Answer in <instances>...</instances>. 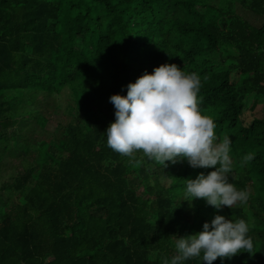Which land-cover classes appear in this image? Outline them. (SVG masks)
Returning <instances> with one entry per match:
<instances>
[{
	"label": "trees",
	"instance_id": "trees-1",
	"mask_svg": "<svg viewBox=\"0 0 264 264\" xmlns=\"http://www.w3.org/2000/svg\"><path fill=\"white\" fill-rule=\"evenodd\" d=\"M164 64L199 75L247 203H189L186 180L214 168L107 146L110 97ZM3 160L0 264H171L177 238L216 215L244 219L254 247L212 264H264V0H0Z\"/></svg>",
	"mask_w": 264,
	"mask_h": 264
},
{
	"label": "clouds",
	"instance_id": "clouds-1",
	"mask_svg": "<svg viewBox=\"0 0 264 264\" xmlns=\"http://www.w3.org/2000/svg\"><path fill=\"white\" fill-rule=\"evenodd\" d=\"M201 81L196 73L185 74L176 64H164L145 73L128 85L126 96L110 97L116 120L106 130L107 146L132 157L142 152L150 160L167 167L178 159H187L193 168H214L207 176L186 180V201L203 199L216 209L247 203L250 193L237 190L229 181L233 162L231 139L225 136L217 142L214 120L202 114L198 93ZM243 157V163L253 159ZM249 224L244 219L233 222L216 215L203 231L179 237L175 247L179 253L171 264H181L200 257L212 264L217 258H231L240 252L253 253V241L247 236Z\"/></svg>",
	"mask_w": 264,
	"mask_h": 264
},
{
	"label": "rangeland",
	"instance_id": "rangeland-1",
	"mask_svg": "<svg viewBox=\"0 0 264 264\" xmlns=\"http://www.w3.org/2000/svg\"><path fill=\"white\" fill-rule=\"evenodd\" d=\"M234 79H235V76L232 77V80H234ZM64 98H65V94L63 92H61V98L59 101L61 103H63ZM59 116H60V113H58L57 116H56V113H52L51 118L47 121L46 129H50V126L53 124L54 121H56V118ZM13 174H14V169L11 166L10 161L9 160H3V166H2L1 172H0V182L9 180V177Z\"/></svg>",
	"mask_w": 264,
	"mask_h": 264
}]
</instances>
